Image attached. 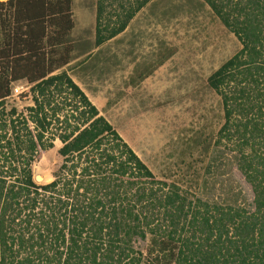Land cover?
<instances>
[{
    "label": "trees",
    "instance_id": "1",
    "mask_svg": "<svg viewBox=\"0 0 264 264\" xmlns=\"http://www.w3.org/2000/svg\"><path fill=\"white\" fill-rule=\"evenodd\" d=\"M150 1L119 3L107 24L113 4L99 0L96 46ZM204 1L242 45L208 83L224 111L216 143L235 152L250 203L244 191L205 199L158 179L69 72H57L75 58L73 0H0V264H264V0ZM23 79L34 104L7 111ZM57 138L63 162L38 184L33 164ZM147 236L149 260L135 246Z\"/></svg>",
    "mask_w": 264,
    "mask_h": 264
},
{
    "label": "rangeland",
    "instance_id": "2",
    "mask_svg": "<svg viewBox=\"0 0 264 264\" xmlns=\"http://www.w3.org/2000/svg\"><path fill=\"white\" fill-rule=\"evenodd\" d=\"M107 1L113 4L102 15L108 24L119 18V3L128 0ZM98 2L73 0L75 27L67 43L75 58L57 72L68 71L93 104L100 95V114L158 179L205 199L243 200L237 193L242 191L250 203L253 192L233 163L235 152L226 139L216 143L224 111L208 83L242 47L235 34L204 0H152L122 33L96 46ZM90 75L100 79V87H92ZM30 87L26 79L13 83L7 111L16 106L27 113L34 104ZM62 145L57 138L33 164L34 176L45 178L38 184L54 180ZM149 238L135 241L148 260Z\"/></svg>",
    "mask_w": 264,
    "mask_h": 264
},
{
    "label": "crops",
    "instance_id": "3",
    "mask_svg": "<svg viewBox=\"0 0 264 264\" xmlns=\"http://www.w3.org/2000/svg\"><path fill=\"white\" fill-rule=\"evenodd\" d=\"M93 79L92 77H91V75L90 76H88V79ZM92 84H93V86L92 87H94V88H98V87H100V79H93L92 80ZM94 97H96L95 95H93ZM91 98V97H90ZM96 100H97V102H94V104H96V106H97V108L99 109V111H100V95H99V97L98 98H96Z\"/></svg>",
    "mask_w": 264,
    "mask_h": 264
},
{
    "label": "water",
    "instance_id": "4",
    "mask_svg": "<svg viewBox=\"0 0 264 264\" xmlns=\"http://www.w3.org/2000/svg\"><path fill=\"white\" fill-rule=\"evenodd\" d=\"M34 179L36 182H43V178H42V175L40 173H36L35 176H34Z\"/></svg>",
    "mask_w": 264,
    "mask_h": 264
},
{
    "label": "bare ground",
    "instance_id": "5",
    "mask_svg": "<svg viewBox=\"0 0 264 264\" xmlns=\"http://www.w3.org/2000/svg\"><path fill=\"white\" fill-rule=\"evenodd\" d=\"M46 177V176H45ZM43 180L45 179L43 176H42Z\"/></svg>",
    "mask_w": 264,
    "mask_h": 264
}]
</instances>
